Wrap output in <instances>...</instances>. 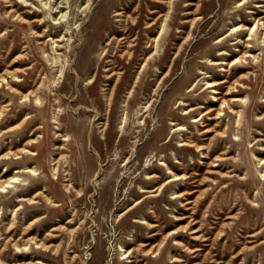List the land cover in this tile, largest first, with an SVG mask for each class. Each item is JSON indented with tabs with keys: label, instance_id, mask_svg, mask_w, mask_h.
Segmentation results:
<instances>
[{
	"label": "rangeland",
	"instance_id": "obj_1",
	"mask_svg": "<svg viewBox=\"0 0 264 264\" xmlns=\"http://www.w3.org/2000/svg\"><path fill=\"white\" fill-rule=\"evenodd\" d=\"M20 1L12 0V6L22 15L30 13L29 22L43 17L32 8L38 2L29 0L32 6L24 8ZM163 1L90 0L83 16L87 0H57L67 8L68 21L53 26L61 15L54 9L44 26L32 23L35 32L46 30L39 41L26 25L6 18L8 8L0 3V75L7 80L0 87V112L5 109L0 157L24 148L35 153L0 160V180L26 168L37 171L34 177L17 174L23 181L0 193V264H264V180L257 162L264 158V44L258 39L264 2L248 0L238 7L241 0H176L159 54L142 71L161 31L159 16L167 12ZM255 21L259 26L252 40L248 30L230 35L235 26L248 29ZM48 38L58 42L52 45ZM39 42L51 56L57 46L55 54L69 62L51 68ZM101 47L108 50L103 61L98 60ZM107 66L117 81L115 75L106 80ZM15 70L20 71L17 85L6 74ZM211 80L225 83L207 89ZM40 84L42 104L24 103L21 94ZM231 98L238 100L213 119L221 101ZM190 108L196 110L187 114ZM210 108L215 109L210 115L193 122ZM56 109L59 130L52 124ZM28 115L31 121L20 130L3 134ZM180 125L185 130L172 133ZM58 133L70 140L62 142ZM183 140L192 147L181 146ZM199 145L207 148L206 158ZM61 156L55 176L54 162ZM217 156L225 160L216 161ZM161 160L182 179L166 185L158 197L140 192V187L156 190L169 178ZM152 174L154 179L145 180ZM37 192L43 196L36 204L19 202ZM195 229L198 241L191 234ZM52 234L57 238L50 239ZM29 238L50 250L35 244L28 254L16 250L14 244L23 247ZM120 245L133 252L132 263L120 260ZM194 249L199 251L191 253Z\"/></svg>",
	"mask_w": 264,
	"mask_h": 264
},
{
	"label": "bare ground",
	"instance_id": "obj_2",
	"mask_svg": "<svg viewBox=\"0 0 264 264\" xmlns=\"http://www.w3.org/2000/svg\"><path fill=\"white\" fill-rule=\"evenodd\" d=\"M29 0H21L20 2H22V4H25L24 8H28V7H31L32 6V3L29 4L28 2ZM35 2H38L39 3V7H32L35 11H37L39 14H42L43 17L41 19H38L37 21H32V22H29V20H27L26 18V14H30V13H25V15H22L24 13H19L17 10H15L12 6V0H0V3L1 4H4L6 9L8 8V10L6 11V18H11L13 17V19L19 24V25H26L28 27V30L30 32V34L32 35V37H35L37 39V41H39L40 38H44L45 37V32L46 30L44 29L43 32L41 33H37L35 32L32 28H31V24L32 23H35L37 26H44L45 24L48 23V20L50 17H51V14L53 12V10L55 9L56 12L54 13V15H58V14H61L58 18H55L53 19L52 21V25L53 26H60L62 25L64 22L67 23V21H65L64 19L67 18V12L63 13V10L64 9H67V8H63V7H60L59 4L57 3V0H46V2H43L45 0H34ZM52 1H54L53 3V7H52ZM175 1L176 0H166V1H163L161 2V4L165 7H167V12L165 14H160L159 18L162 19L161 21V24L159 26V29H161L160 32H158L157 36L155 38L152 39V44H153V52L148 56V58L146 59V61L143 63V66H142V71L146 68L147 64L149 63L150 60H152L155 56H157L159 54V47H160V43L163 39V37L167 34V31H168V27H169V21H170V18H171V14H172V10H173V7L175 5ZM248 0H241L238 3V7L240 6H243L245 4V2H247ZM262 2H264V0H261ZM89 2L90 0H87V4L86 6L84 7L83 9V16H86L85 13H87L88 10H90V8L88 7L89 6ZM65 4H68V3H65ZM69 5V4H68ZM70 8V6H69ZM54 10V11H55ZM58 10V11H57ZM80 12V11H79ZM63 13V14H62ZM153 13H156V12H151L150 14H153ZM32 15H34V12H32ZM118 15H121V13H119ZM264 18V17H263ZM254 23V22H253ZM152 24L155 25V22H153ZM151 26V25H149ZM258 26H259V21H255V24H253V27L251 28H246L244 26H240V25H237L235 26L236 28H234L233 30L230 31V35L231 34H234L238 31H242V30H248L249 32V38L247 40H252L254 37L257 36V31H258ZM261 33H260V36L258 37L259 40H261V42L264 44V21L261 23ZM67 31H71V28L68 27ZM124 32V31H123ZM5 35L7 33H4ZM66 36V34H65ZM62 38H65L64 36H62ZM54 38H48V41H52V45H54L56 42L58 41H53ZM124 39V38H123ZM122 39V40H123ZM224 39H222L223 41ZM221 41V40H220ZM221 41V42H222ZM107 45L106 46H109L110 44V39L108 40V43H106ZM39 45H40V53L42 55V58L46 61V62H49L51 68H54V67H57L58 63L59 62H69L68 61V58L67 56H63V59L61 57V55L59 54H55L56 51H57V46L54 47V49L52 48V51H53V55H49L46 53V50H45V43L42 42L40 43L39 42ZM105 46V47H106ZM127 48H130L131 47V43L130 42H127V45H126ZM107 48H104V47H101L100 48V53L98 55V60H101L102 61L106 58L108 52H107ZM252 51V50H251ZM129 56L131 53H128ZM247 54V53H245ZM61 57V58H60ZM253 60H257L258 59V56L256 55H252L251 56ZM20 58H24L23 56L20 55ZM239 60V59H238ZM238 60H236V62H238ZM92 62V61H91ZM110 62V61H109ZM12 63H17V61H13ZM110 66V65H109ZM109 66H107L105 68V73H107L106 75V80H110L113 78V76L115 75L114 73H112L110 75V68ZM213 66V65H212ZM63 69L64 67L61 68V70L59 71V79L63 76ZM20 71L18 70H15V72H12V73H6V74H10L12 78H14V80L12 81L13 84L17 85L18 82H20L19 80V77H18V73ZM116 76V81L118 80L119 76L115 75ZM247 77V74H245L244 76L240 77L238 82H242L243 79H245ZM94 77L90 80H87V85L89 86V84L93 81ZM4 81H7L6 78L4 77V75H0V87H1V83L4 82ZM54 83H56L54 81ZM225 81H221V82H218V81H207L205 83V85H207V89H213V90H216L217 88L216 87H219L221 84H224ZM8 85V83H7ZM27 87V86H26ZM11 89V93L17 95V94H20L17 90H14L13 87H9ZM43 88V84H40L34 91H29L27 92L26 94H21V99L24 103L26 102H30L32 99L34 100V104L35 105H41L42 102H41V89ZM23 91V90H22ZM53 93V92H52ZM238 99L236 98H231L229 101H226V100H222L221 101V104L219 106V108L217 109L216 111V116L213 117V119L215 120H219L221 116L224 115V108L225 106H228L230 104V102H236ZM6 102V101H5ZM232 104V103H231ZM200 108V107H199ZM229 109H231V112H234V110L231 108V106L228 107ZM196 110V108H190L188 111H186L187 114H189L190 112ZM215 109L213 108H210L208 109L206 112H204L202 115H200L199 117L195 118L193 122H198L200 120H202L204 116L206 115H210ZM5 112V109L2 108L1 112H0V124L2 122V117H3V113ZM59 113H60V109H56L55 112L53 113V118H52V124L55 125V129L56 130H59L60 128V123H59V120H58V116H59ZM235 114H237V118L240 117V113L239 112H235ZM19 116V115H18ZM31 117L28 115L26 116L22 122L17 125V126H14V127H10L9 129L3 131V134H9V133H13V132H16L17 130H20L21 127L26 124V123H29L31 121ZM192 120V119H191ZM18 121V120H17ZM239 121V120H238ZM142 122V121H141ZM237 122V121H236ZM122 123L125 125L126 124V117L123 118L122 120ZM218 126V125H216ZM4 127V126H3ZM123 128V127H122ZM182 130H185L184 126H177L175 128V130H173L172 133H174L175 131H182ZM210 131L207 129L203 132V135L204 134H207L209 133ZM224 137V134L222 135ZM256 136V135H255ZM57 137H61V141L62 142H67L70 140L69 136L68 135H60L59 133L57 134ZM17 140V139H16ZM234 140H238V138L234 139ZM60 141V142H61ZM252 141V140H251ZM264 141V140H262ZM37 142L36 141H33L31 144H36ZM251 145V144H250ZM181 146H190L192 147V145H188L184 140L181 142ZM197 148V151L198 152H201L203 157H207V154H205V150H207L206 147H203L201 145L199 146H196ZM63 148H59V150H62ZM261 150H264L263 147H261ZM33 151V150H32ZM30 151L27 150V149H22L21 151H19L18 153H13V152H9L3 156L0 157V160L1 161H6V160H10L12 158H15L16 159H20V156L21 155H24L25 153H29ZM218 152V151H217ZM32 153V152H30ZM32 154H35V153H32ZM117 157V156H116ZM65 157L61 156L59 157L55 162H54V175L57 176L59 174V165L62 161H64ZM216 161H224L225 158L224 157H216ZM207 160V159H206ZM129 160H127L128 162ZM151 161L150 160H147L145 165H151L150 163ZM257 162H258V165L261 167V171H260V174H261V178L262 180H264V158H259L257 159ZM144 165V166H145ZM168 164H166L164 161H160V166H163V167H166L167 168V173L170 174L169 178L160 186L158 187L156 190H146L144 189L143 187H140L139 188V191L140 192H146V193H153V197H158L161 193V191L163 190V188L166 187V185H171L172 183L174 182H177L179 180L182 179V176L180 175H176V174H173L172 171H170V169L168 168L167 166ZM216 166H219V165H216ZM214 167V166H213ZM148 170V169H147ZM7 170L5 171V173L2 174V176H5L7 174ZM12 173V172H11ZM25 174V175H28V176H37V171L33 168H26L24 170H20L18 171L17 173H15L14 175L12 176H9L7 179L5 180H0V193H8L9 192V189H12V188H15L17 184H20L23 179L21 178V176L17 175V174ZM6 177V176H5ZM156 177V175H146L145 177V180H148V181H151L152 179H154ZM182 185V184H181ZM243 187V186H242ZM34 189V188H33ZM66 189L67 191L69 189H71V186L70 185H67L66 186ZM26 194V193H25ZM20 196V195H18ZM41 196H43V193L42 192H37L32 198H20L19 199V202H26L28 203V205H33V204H36L37 203V200L38 198H40ZM176 197H182L183 195H176ZM193 196V195H192ZM174 197V198H176ZM212 197V196H211ZM184 199V198H183ZM49 200V199H48ZM141 203V200H137L135 202V204L131 207H129L128 209H126L121 215H120V218H122L123 216H125L127 213H129L131 210H133L136 206H138L139 204ZM191 202L188 200L185 202V205H188L190 204ZM255 204V203H254ZM10 207V206H9ZM29 215V214H28ZM230 219V218H229ZM39 220H41L40 218L39 219H36L34 220L31 224L33 225L34 223L38 222ZM136 221L138 224H142V225H148V223L141 219V220H134ZM50 223V222H49ZM68 224H72L71 221L67 222ZM55 225V224H54ZM46 227V226H45ZM72 227V226H71ZM155 225H150V228H154ZM61 228L57 229V228H53L51 230V232H56V231H59ZM64 229V228H62ZM199 231L198 230H192L191 234L194 236L193 237V240L194 241H198L199 240V236L197 235ZM223 233V232H222ZM177 234V233H176ZM53 238H57L56 235L52 234L50 236V239H53ZM222 238V237H221ZM142 240V239H141ZM30 244H35V248L36 249H40L42 250L43 252H48L50 250V247L49 246H46L44 243L42 242H36V239L35 238H29L27 241H25V244L23 245V247H20L16 244H14V247L16 248V250H19V252L21 251L22 254H28L29 251H30ZM176 245H180L179 242H176ZM58 247L56 248V251H57ZM123 249V246H118V250L121 252L120 254V260L121 261H124L126 260V263H132V254L133 252L128 249V250H124L122 251ZM159 251H160V246L156 249V251L154 252V256L153 257H157L159 255ZM196 251H199V249H194L191 251V253H195ZM25 264H46L40 260H36L35 262H28V263H25Z\"/></svg>",
	"mask_w": 264,
	"mask_h": 264
}]
</instances>
